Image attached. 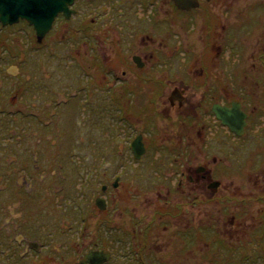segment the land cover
<instances>
[{
	"label": "flooded vegetation",
	"instance_id": "obj_1",
	"mask_svg": "<svg viewBox=\"0 0 264 264\" xmlns=\"http://www.w3.org/2000/svg\"><path fill=\"white\" fill-rule=\"evenodd\" d=\"M42 3L0 18V191L21 197L7 264H204L210 241L207 264H264V4L67 0L40 36Z\"/></svg>",
	"mask_w": 264,
	"mask_h": 264
},
{
	"label": "rangeland",
	"instance_id": "obj_2",
	"mask_svg": "<svg viewBox=\"0 0 264 264\" xmlns=\"http://www.w3.org/2000/svg\"><path fill=\"white\" fill-rule=\"evenodd\" d=\"M258 0H236V3H232L231 4V6H234L233 8H244L245 6H247V7H249L250 5H252L253 3H255V2H257ZM261 1V5L262 4H264V0H260ZM255 11H258V12H256L257 13V15H260V17H261V21H259L258 19H257V21H256V23H259L260 22V25H259V28H257V29H255L254 30V33H255V36H257L258 37V32L259 33H261L260 34V39L261 40H259L260 41V43L261 44H263L264 45V6L261 8V9H257V10H255ZM233 15V13L231 12L230 13V16L229 17H231ZM197 17V19L199 18V16L197 15L196 16ZM246 17H248V22H252V20H251V18L253 17V16H248V15H246ZM190 18H191V15H188V16H185V21L187 20V19H189L188 20V23L189 22H191L190 21ZM86 19H87V21L90 19V16L89 15H87L86 16ZM184 20H180L179 22L181 23V24H184V22H185ZM210 20L209 19H205L204 21L202 20L201 21V23L200 24H204L205 22H209ZM110 22V21H109ZM199 22V21H198ZM91 23V22H90ZM93 24V23H92ZM94 25V27L95 26H97V24L95 25V24H93ZM103 28H101V30H102ZM106 32H109V29H106ZM238 30H236V31H231L230 32V41H229V44L227 43L226 44V50L228 49V47H229V53L227 54L228 56H229V60H230V71L231 72H236V71H238V72H241V67H240V65H239V70H238V63H233V60L234 59H236L237 58V56L238 55H242V54H247V52L246 51H244L243 50V48L241 47V44H235L234 42H233V40H232V38L234 37V36H236L237 34H238ZM244 34H247L246 32H244ZM80 38V37H79ZM232 42H233V44H232ZM231 48L233 49V52L231 53ZM263 49H264V47L262 48V49H260V51H259V48L257 47V51H259V53H262V51H263ZM255 50V49H254ZM228 51V50H227ZM256 51V50H255ZM226 52V51H225ZM262 64H264V60H262ZM262 67H263V72L262 73H264V65H262ZM260 71V70H259ZM259 88H260V86H259ZM259 97H260V102L261 103H264V93H260V95H259ZM264 108V106L262 107V109ZM260 139H261V136H260ZM88 142V141H87ZM87 143H86V145H85V150H86V148H87ZM246 156H247V148H246V150H244V152H243V155H242V160L243 161H245L246 160ZM264 156V155H263ZM9 161H13V159H10ZM56 161H58V160H55V162ZM26 162H28V160L26 161ZM13 163H16L14 166L18 169V170H20V169H22V168H25L26 166H24V164H25V162H24V160L23 159H20L19 161H14ZM66 167H65V172H69L70 171V164H77L78 166H80V161H79V159H73V160H68V159H64V163H63ZM56 164H54V166H55ZM246 170H248V167H246L245 168V171ZM138 172L139 173H141V171L138 169ZM142 174V176H143V173H141ZM139 177H140V174L138 175ZM141 180H142V177H141ZM20 182H22V179H20ZM4 193L1 195V197L2 198H4V200L6 201L7 199H8V203L3 207V204H1L0 205V209L1 210H3V211H0V212H2V215H1V220H2V216H4V215H6V216H9V215H16V213H17V211H15V209L17 208V206H18V204L19 203H17L18 201H20V199L19 198H21L19 195H17L16 193H15V191L14 190H7V191H3ZM134 196L136 197V195L134 194ZM42 196L38 193V191H37V194H35L34 196H33V198H35V202H33V204H35L36 206L35 207H33V214L34 215H36V213H38V214H43L44 213V211H37L36 212V207H38V209L43 205V202L41 201V198ZM232 198H234L233 196H230L229 197V199H232ZM16 202V203H15ZM20 208H21V206H20ZM37 209V210H38ZM153 209L154 210H156V208L155 207H153ZM28 211V209H24V211H23V213L25 214H30L29 212H27ZM9 218L10 217H8V219L7 220H4L3 221V223L4 222H6V221H8L9 220ZM2 223V224H3ZM1 224V228L4 230V226H5V229H6V231L7 232H5V230L3 231V233H1L2 234V236H1V240H2V242L5 244V245H3V243H2V246L0 247V251H1V255H0V264H7V259L9 258V261H12L11 259V257H12V254H8L7 255V257L5 256H3L2 255V252L3 251H7V247H8V243H9V241H8V236H9V232H8V229L7 228H9L8 227V225H7V223H5V224H3L2 225ZM3 226V227H2ZM178 245L182 248V245H181V243L180 242H178ZM195 245L197 246V247H193L196 251H197V258L199 259V261H201L202 263H204V264H207V263H209V261H210V259H211V252L213 251V249H214V244L210 241L209 243H205V245L207 246V248L206 249H201L198 245H199V243H195ZM185 247H186V251L188 250V245H185ZM180 253H182L179 249H178V246H177V260H178V255L180 254ZM188 252H186V254H187ZM174 254H176V252H174ZM189 255H191L192 256V254L191 253H188ZM174 256H176V255H174ZM130 258H132L133 256H129ZM136 257V256H135ZM194 260L196 259V258H193ZM184 264H190V260L187 258V260L185 261V263Z\"/></svg>",
	"mask_w": 264,
	"mask_h": 264
},
{
	"label": "water",
	"instance_id": "obj_3",
	"mask_svg": "<svg viewBox=\"0 0 264 264\" xmlns=\"http://www.w3.org/2000/svg\"><path fill=\"white\" fill-rule=\"evenodd\" d=\"M48 5L46 4H40L41 10H47V7H50V10L46 13L49 14L47 22L44 23V26L46 25L45 29L38 30V33L40 36H42L48 26H50L51 19L54 17V15L59 12L63 11L67 15V10H66V2L67 0H44ZM51 1V2H50ZM72 0H69V2ZM25 6L24 5V0H0V18L4 21H6L7 17L10 15V11L7 10L9 8H12V15L15 16L17 15L20 11L21 8ZM238 106L236 104L233 105V109L230 110V117L228 120V123L231 125L233 129H236L235 126L238 125L239 121V115H238Z\"/></svg>",
	"mask_w": 264,
	"mask_h": 264
},
{
	"label": "trees",
	"instance_id": "obj_4",
	"mask_svg": "<svg viewBox=\"0 0 264 264\" xmlns=\"http://www.w3.org/2000/svg\"><path fill=\"white\" fill-rule=\"evenodd\" d=\"M2 162H3V166H4V168H5V170H8V168H9V164H8V160H6V159H3L2 160ZM0 176H2V174H1V172H0ZM7 191V190H6ZM4 192L3 191H0V205L1 204H3V207L8 203V199L5 201L4 200V198H2L1 197V195L3 194ZM1 208V207H0ZM0 211H3V210H1L0 209ZM1 215H2V212H0V217H1ZM3 220H4V216H2V220H1V218H0V238H1V236H2V234L1 233H3V229L1 228V224L3 223ZM3 230V231H2ZM2 246V240L0 239V247ZM0 255H1V251H0Z\"/></svg>",
	"mask_w": 264,
	"mask_h": 264
},
{
	"label": "bare ground",
	"instance_id": "obj_5",
	"mask_svg": "<svg viewBox=\"0 0 264 264\" xmlns=\"http://www.w3.org/2000/svg\"><path fill=\"white\" fill-rule=\"evenodd\" d=\"M205 57H206V51L205 50L204 51H200V50L197 51V58H196V61H195L194 69L202 70V68H203V60L205 59ZM231 97H233V96L231 95ZM4 218H7L6 215H4Z\"/></svg>",
	"mask_w": 264,
	"mask_h": 264
}]
</instances>
